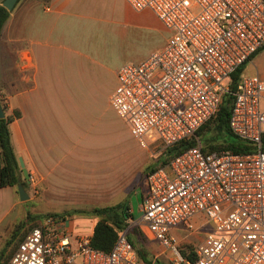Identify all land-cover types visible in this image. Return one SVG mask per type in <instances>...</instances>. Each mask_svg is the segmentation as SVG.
<instances>
[{
  "label": "built area",
  "instance_id": "2783aa9c",
  "mask_svg": "<svg viewBox=\"0 0 264 264\" xmlns=\"http://www.w3.org/2000/svg\"><path fill=\"white\" fill-rule=\"evenodd\" d=\"M124 1L134 11L150 10L170 37L119 68L111 105L142 148L150 140L165 150L195 145L165 154L147 174L141 215L127 220L109 252L93 249L90 235H70L63 218L51 215L17 243L7 264H147L128 239L133 225L168 250L172 264H264V78L242 76L229 118L253 152L204 153L195 135L229 92L230 75L264 48V0ZM200 218L211 229L191 261L172 231L197 233Z\"/></svg>",
  "mask_w": 264,
  "mask_h": 264
},
{
  "label": "crops",
  "instance_id": "0c3cea01",
  "mask_svg": "<svg viewBox=\"0 0 264 264\" xmlns=\"http://www.w3.org/2000/svg\"><path fill=\"white\" fill-rule=\"evenodd\" d=\"M9 12L0 34V98L11 118L17 161L21 158L29 176L36 177L25 180V190H46L56 202L93 204L102 179L108 184L150 167L148 174L165 161L167 150L153 140L130 168L116 167L109 151L115 145L109 111L115 112L117 71L163 48L170 37L142 52L148 30L165 29L150 10L134 11L124 0H19ZM114 52L123 56L115 66L109 60ZM247 64V72L264 78V48ZM147 174L141 186L125 190L127 195L138 189L142 201ZM14 190L3 187L0 194L13 197ZM77 195L87 197L77 200ZM68 218L63 220L71 233Z\"/></svg>",
  "mask_w": 264,
  "mask_h": 264
},
{
  "label": "rangeland",
  "instance_id": "374dc122",
  "mask_svg": "<svg viewBox=\"0 0 264 264\" xmlns=\"http://www.w3.org/2000/svg\"><path fill=\"white\" fill-rule=\"evenodd\" d=\"M1 2V0H0ZM169 33L166 29L160 31H150L148 30L147 35L145 36L144 47L142 52L147 51L150 53L152 49L160 47ZM109 60L112 65H116L117 62L123 58V56L117 52L112 53ZM247 64L244 68V75H251L252 73L247 72ZM113 80H110V83L106 84V88L103 90L105 93L112 86ZM3 105H5L3 103ZM111 116V123L113 125L112 140L115 142L113 147H109V151L113 159L111 162L117 167L120 165L122 169L125 167L130 168V161H134V157L139 154H144V149L142 148L137 140L131 135L129 125L126 121L120 119L113 110L109 111ZM202 145V143H201ZM159 159V157H158ZM158 163V161H157ZM128 164V166H127ZM156 165V164H155ZM20 168V166H19ZM150 167H146L143 170V173H140L139 176L136 174H130L124 179L120 177H115L113 182L105 183L106 180H101V190L96 194V203H66L63 201H54L52 200V195H48L46 190H25L27 198L21 200L19 198L17 190H14L13 197L5 196V193L0 194V232H1V243L0 251L7 243L10 242V245L6 248V252H13L18 242H20L28 231L43 222L45 218L51 215L58 216L60 218L69 217L73 232L70 235H77L78 233H90L92 230V220L96 219L95 216L89 213L93 208H104L114 206L116 204H129L132 212L133 219L140 217V205H141V191L134 190L131 194L125 190H133V188L141 186L142 180L149 171ZM21 170V168H20ZM27 173H29L27 171ZM21 174L22 170H21ZM30 174V173H29ZM23 180L24 175H21ZM33 178V179H32ZM28 180L36 181L35 175L29 176ZM27 180V181H28ZM16 189V187H15ZM128 196V198H127ZM79 197L85 199L87 196H74L75 199L79 200ZM53 201V202H52ZM91 204V205H89ZM199 229L197 233L189 234L184 230H173L172 235L177 239L184 238L190 242V245H198L204 235L210 231L211 227L208 224H205L202 218L198 220ZM127 225H130V222H127ZM138 230V228L133 225L130 228L129 234ZM139 231V230H138ZM140 233V232H139ZM142 248L147 253L148 258L152 261H158L160 264H172L173 256L166 250L161 247L160 244L153 240L152 238H146L143 235H138ZM183 241H179V246H183Z\"/></svg>",
  "mask_w": 264,
  "mask_h": 264
},
{
  "label": "trees",
  "instance_id": "16d2710c",
  "mask_svg": "<svg viewBox=\"0 0 264 264\" xmlns=\"http://www.w3.org/2000/svg\"><path fill=\"white\" fill-rule=\"evenodd\" d=\"M2 2L0 3V34L10 13L2 6ZM250 60L251 58L237 67L230 75L229 92L224 95L215 114L195 132V135L202 143L204 153L230 151L234 154H245L254 151L252 145L235 135L229 125L233 93L243 76L246 64ZM0 103L6 111V106L3 105L1 98ZM10 123V117L0 119V188H17L21 184L25 189L26 181L21 177L19 163L10 140ZM193 145H195V141L180 142L167 149L166 156L172 158ZM262 151H264V136H262ZM128 210L129 208L125 204L92 210V213L99 217L93 226L90 236V244L93 249L104 253L111 250L117 239L118 232L127 226L129 218H133ZM138 235L142 234L138 230H134L129 234L128 239L137 251L139 258L147 264H160V262L152 261L148 258L147 253L141 246ZM9 245L10 242L6 246L8 247ZM7 247L4 246L0 251V264H7L13 253H7ZM180 251L189 260H195L194 245L184 244L180 247Z\"/></svg>",
  "mask_w": 264,
  "mask_h": 264
},
{
  "label": "water",
  "instance_id": "95a60500",
  "mask_svg": "<svg viewBox=\"0 0 264 264\" xmlns=\"http://www.w3.org/2000/svg\"><path fill=\"white\" fill-rule=\"evenodd\" d=\"M17 1L18 0H3L2 6L7 11H11ZM3 118H5V110H4L3 106L0 103V119H3ZM18 163H19V166H20V168L22 170V173L24 175V178L26 180H28L29 174L27 173L26 169L24 168V164H23V161H22L21 158L18 159ZM17 192H18L19 198L21 200H25L27 198V195L25 194V190H24V188H23V186L21 184H19L17 186Z\"/></svg>",
  "mask_w": 264,
  "mask_h": 264
}]
</instances>
